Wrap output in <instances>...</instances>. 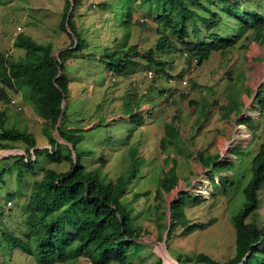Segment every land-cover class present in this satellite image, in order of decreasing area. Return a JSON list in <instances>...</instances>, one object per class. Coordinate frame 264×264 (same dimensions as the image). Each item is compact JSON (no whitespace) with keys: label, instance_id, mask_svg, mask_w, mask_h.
<instances>
[{"label":"rangeland","instance_id":"1","mask_svg":"<svg viewBox=\"0 0 264 264\" xmlns=\"http://www.w3.org/2000/svg\"><path fill=\"white\" fill-rule=\"evenodd\" d=\"M104 1L109 0H83L77 8L78 34L86 44L83 53L89 56L65 64L69 93L63 126L82 137L76 145L79 162L104 183L132 175L121 202L132 218V227L142 235L140 242L146 245L145 258L137 259L136 264H152L156 258L174 264L199 253L222 263L234 254L233 218L244 206L243 189L251 177L252 160L264 141V34L261 44L252 36L224 53L213 50L194 70H189L179 51H156V57L169 62L168 73L176 82L173 86L187 81L186 89L180 90L187 93V98H180L177 92L174 102L168 103L159 93L172 86L165 76L153 84L145 71L139 70L131 76L115 75L114 81L100 61L105 53L124 44H137L140 52L154 47L158 38L153 22L156 13L136 10L134 18H143L146 23L143 27L129 26L123 23L125 16L119 7L103 12L99 4ZM64 4V0H0V50L15 60L22 58L24 50L14 46L20 33L40 44L52 43L56 54L68 47L70 40L59 31ZM242 42L246 49L241 48ZM133 92L142 99L141 126L129 122L124 110L125 98ZM8 96L16 99L22 109L0 100L5 127L31 133L36 147L42 150L28 167L25 163L15 164L17 155L25 154L24 143L12 144L14 149H0V225L9 233L21 231L17 227L27 198L22 195L42 179L44 170L65 172L71 164L65 159L53 161L47 155L51 145L45 123L25 97L11 92ZM248 111L251 115H246ZM248 118L252 120L240 124ZM239 126L245 127L248 138L234 143ZM55 138L62 144L58 154L68 155L72 146L57 132ZM173 165L177 186L168 193L158 192L161 182L170 179ZM205 179L210 182L208 191L201 185ZM181 193V210L189 223L214 221L186 234H181L183 226H178L166 241L168 232H159L157 220L170 225V205ZM253 216L248 221L254 219L264 226V183ZM68 228L67 222L64 229ZM4 251L1 247L0 264H33L19 250H15L12 260L8 254L2 261ZM75 264L90 263L80 260Z\"/></svg>","mask_w":264,"mask_h":264},{"label":"trees","instance_id":"2","mask_svg":"<svg viewBox=\"0 0 264 264\" xmlns=\"http://www.w3.org/2000/svg\"><path fill=\"white\" fill-rule=\"evenodd\" d=\"M82 1L64 0L59 31L66 34L70 45L60 49L59 55H56L52 43L40 44L21 33L16 36L14 46L24 50L22 58L15 60L9 53L0 50V100L10 103V92L22 94L45 123L51 145V148L46 149L47 155L53 161L65 159L71 164L70 169L65 172L44 170L42 179L35 181L29 193L22 195L27 198L21 209L20 226L17 227L21 231L8 233L0 225V248H5L2 261L8 254L12 260L15 250L26 253L33 264H75L80 260H87L90 264H136L138 260L143 261L145 258L146 245L140 242L142 235L132 227V218L121 202L132 175L119 176L113 182L104 183L95 172L86 170L80 164L76 152V145L82 137L77 136L72 129L66 131L63 126L65 108L57 134L73 147L69 148L68 155L58 154L62 144L57 143L53 137L61 115L62 99H67L69 93L65 64L70 60L89 56L83 53L86 44L77 30L76 13ZM71 3L73 9L66 24ZM115 6L125 16L123 23L129 26L134 24L143 27L146 23L143 18H134L136 10L155 12L153 22L158 38L154 47L143 52H140L137 44H124L105 53L100 61L105 64L111 78L131 76L139 70H151L154 74L152 82L155 84L164 76L167 79L173 77L168 73L169 62L156 57V51H179L190 68L193 60L200 66L213 50L224 53L238 42L245 39L247 41L249 37L253 36L261 44L260 37L264 34V0H109L99 4L103 12ZM241 48L246 49V43L242 42ZM60 65L62 71L54 81ZM183 73L184 70L177 77H181ZM165 90L160 89L159 93L162 94ZM187 96V93H180L182 99ZM141 100L133 92L127 94L124 101L129 122L138 126L142 125L139 112ZM190 104L194 105L195 102ZM251 120L252 118L242 120L240 124L245 125V121ZM167 127L165 126L166 133ZM16 142L25 144V154L17 155L15 164L25 163L31 167L35 161L33 156L36 159L42 150L36 147L31 133L15 127H5V113L0 112V149H14L16 147L12 144ZM164 148L162 145L161 149ZM73 153L76 154V165ZM168 175L170 179L161 182L158 192L168 193L177 186L174 165L170 167ZM263 183L264 141L252 160L251 177L243 189L244 206L233 218V256L219 263L210 256L199 253L178 259V263L264 264V226L258 225L254 219L248 221L254 217L258 208V191ZM183 194L170 205L172 219L166 241L171 231L178 226H183L181 234H186L214 221L212 219L206 224L189 223L181 210ZM157 221L159 232L165 231L167 224ZM67 222L69 228L64 229ZM152 264L164 263L156 258Z\"/></svg>","mask_w":264,"mask_h":264},{"label":"built area","instance_id":"3","mask_svg":"<svg viewBox=\"0 0 264 264\" xmlns=\"http://www.w3.org/2000/svg\"><path fill=\"white\" fill-rule=\"evenodd\" d=\"M18 30H20V28H18ZM186 54H184L185 56ZM197 64V61L196 60H193L192 61V65L190 67L189 70H194V67L196 66ZM145 77L146 78H149V79H152V77L154 76L153 74V71H145ZM112 80L116 81V78L113 77ZM169 82L172 84V86L170 87V89H166L164 91V93H162V96H163V99L168 102V103H172L175 96H176V93L179 92V93H183L182 91L180 90H185L186 89V85H187V81L185 80H182L181 82H178L179 85H176V86H173L175 85V81L172 80V79H169ZM133 86H138L136 83H133ZM178 89V90H177ZM176 91V92H175ZM10 106H13L15 108H17V110H21L22 108L19 106L18 104V101L16 99H12L9 103ZM4 150V149H3Z\"/></svg>","mask_w":264,"mask_h":264},{"label":"water","instance_id":"4","mask_svg":"<svg viewBox=\"0 0 264 264\" xmlns=\"http://www.w3.org/2000/svg\"><path fill=\"white\" fill-rule=\"evenodd\" d=\"M72 9H73V3H71V5H70V8H69V10H68V13H67V16H66V24H67V22H68V20H69V17H70V13H71V11H72ZM59 53H60V51L56 54V55H59ZM61 71H62V66L60 65L59 66V68H58V74H57V76L55 77V79H54V81L60 76V73H61ZM65 101H66V98L65 97H63V99H62V110H61V115H60V117H59V119H58V123L56 124V126H55V128H54V131H53V136H54V139L56 140V138H55V134H56V132H57V130H58V127H59V125H60V121H61V117H62V114H63V108H64V105H65ZM72 149H73V147H72ZM73 162L75 163V165L77 164L76 162V154L75 153H73ZM169 229H170V225H168V227H167V229H166V233L169 231ZM248 254H249V252L245 255V257H244V260L247 258V256H248ZM174 264H179L178 263V261H176V263H174ZM191 264H202V263H191Z\"/></svg>","mask_w":264,"mask_h":264},{"label":"bare ground","instance_id":"5","mask_svg":"<svg viewBox=\"0 0 264 264\" xmlns=\"http://www.w3.org/2000/svg\"><path fill=\"white\" fill-rule=\"evenodd\" d=\"M246 115H251V114H250L249 111H248V113H247ZM238 129H239V133H237V134L235 135V138H236V139H235L234 143H236V141L238 142V141H242V140L248 138V134H247V131H245V127H243V126H239ZM201 185H204L205 188L207 189V191L210 189V188H209V186H210V182H209L207 179L202 180ZM203 188H204V187H203ZM201 192H202L203 194H207L206 191H202V190H201ZM163 255H164V254H163ZM164 256H165V255H164ZM165 257H166V256H165Z\"/></svg>","mask_w":264,"mask_h":264},{"label":"crops","instance_id":"6","mask_svg":"<svg viewBox=\"0 0 264 264\" xmlns=\"http://www.w3.org/2000/svg\"><path fill=\"white\" fill-rule=\"evenodd\" d=\"M259 75V74H258Z\"/></svg>","mask_w":264,"mask_h":264}]
</instances>
